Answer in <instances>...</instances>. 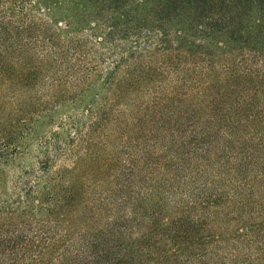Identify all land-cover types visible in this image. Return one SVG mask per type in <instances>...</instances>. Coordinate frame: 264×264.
I'll return each mask as SVG.
<instances>
[{"label": "trees", "instance_id": "trees-1", "mask_svg": "<svg viewBox=\"0 0 264 264\" xmlns=\"http://www.w3.org/2000/svg\"><path fill=\"white\" fill-rule=\"evenodd\" d=\"M34 14L63 24L65 48L42 23L47 62L12 63L33 47ZM45 75L55 95L104 93L90 105L119 98L121 86L146 98L119 120L101 117L122 147L134 140V161L91 206L82 194L102 179L44 172L39 196L19 203L39 221L17 225L0 208V264H264V0H0V110ZM151 142L165 145L152 154Z\"/></svg>", "mask_w": 264, "mask_h": 264}, {"label": "rangeland", "instance_id": "rangeland-1", "mask_svg": "<svg viewBox=\"0 0 264 264\" xmlns=\"http://www.w3.org/2000/svg\"><path fill=\"white\" fill-rule=\"evenodd\" d=\"M33 31V47L27 48V51L15 52L10 62L25 57L32 59L36 64H45V57H41L39 52H46L47 49L42 47V31L40 26L47 23L46 30L49 32L45 37H53L57 46L65 48V42L69 37L61 35L63 24L57 23L56 26L49 24L47 21L34 14L32 19ZM40 20V21H39ZM132 39L128 40L127 46H130ZM117 46L124 47V44ZM88 48L91 44L88 43ZM92 49V48H91ZM101 58L89 62L88 64L98 69ZM132 63H126L129 66ZM134 64V63H133ZM107 68V64L103 70ZM98 75L97 77H99ZM116 80L121 77L116 75ZM122 91L119 98L116 95L110 99L107 104L100 101L104 93L88 92L89 86L81 88L63 87L58 94H54L51 90V79L48 75L40 78L39 81L31 88V90H17L13 94L7 96L1 104H7L0 110V130L8 128L12 119L11 115H16L18 121L13 125L14 132L8 138L6 144L0 143V208L15 212L17 225L34 224L38 218L31 217L30 213L20 216L23 213L19 209V203L24 200V193H31L32 197H38L37 189H35V179L39 180L40 188L45 186L44 172L50 178L56 177L58 174H73L77 172L86 173L88 177H98L105 183L100 188L87 190L88 193L82 194L85 198V204H97L99 195L98 191L105 192L108 189H115L121 184L123 174L129 173L130 160L134 161V140L131 147H122L123 141L114 140L117 138L116 125L112 127L105 126V117L102 114L108 113L111 120H119L122 112L126 108L134 109L131 101L138 99V103L147 101L138 92H134V88L121 86ZM11 92V91H10ZM99 95V100L93 102L92 95ZM84 97L85 102L83 103ZM19 111V113H17ZM100 113L96 121H92L90 116L86 114ZM92 117V116H91ZM97 128L94 132L91 129ZM90 129V130H89ZM116 131V132H115ZM109 137V142L107 141ZM54 140L53 148L42 147V141L49 143ZM129 145V146H130ZM153 142L149 145V150L155 154L158 149ZM142 149V146L139 147ZM87 149H91L96 154V164L88 161ZM134 173V168L132 169ZM99 172V173H98ZM100 174V175H99ZM189 177V176H188ZM140 179V175L138 180ZM134 182V181H133ZM134 192V187H133ZM61 238H68L70 233H61Z\"/></svg>", "mask_w": 264, "mask_h": 264}]
</instances>
